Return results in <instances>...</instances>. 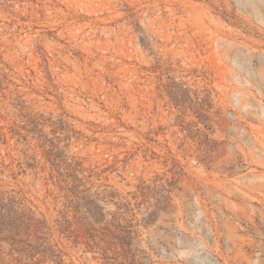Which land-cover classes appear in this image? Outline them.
<instances>
[{
  "label": "rangeland",
  "instance_id": "374dc122",
  "mask_svg": "<svg viewBox=\"0 0 264 264\" xmlns=\"http://www.w3.org/2000/svg\"><path fill=\"white\" fill-rule=\"evenodd\" d=\"M0 264H264V0H0Z\"/></svg>",
  "mask_w": 264,
  "mask_h": 264
}]
</instances>
